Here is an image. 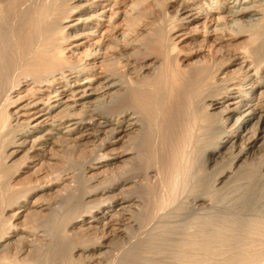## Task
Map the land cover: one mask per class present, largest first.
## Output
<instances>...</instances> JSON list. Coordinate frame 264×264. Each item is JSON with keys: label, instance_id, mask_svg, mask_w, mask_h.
I'll list each match as a JSON object with an SVG mask.
<instances>
[{"label": "bare ground", "instance_id": "obj_1", "mask_svg": "<svg viewBox=\"0 0 264 264\" xmlns=\"http://www.w3.org/2000/svg\"><path fill=\"white\" fill-rule=\"evenodd\" d=\"M81 1L0 0V166H7L19 152L18 146L29 145V152L41 153L42 160L48 157L43 161L47 166L44 177L49 176L50 182L46 185L50 186L52 182H65L76 175L69 176L73 171L60 166L56 146L62 151L77 149L81 157L89 152L86 139L93 136L91 146L97 150L110 147L108 143L123 142L125 152L120 156H126L127 149L135 147L139 155L150 160L156 148L173 140L179 129L180 145L200 156L204 149L202 136L220 124L213 143L220 148L214 149L212 155L232 141L231 146L239 148L235 165L230 169L223 165V174L216 179L209 175L192 177L196 156L194 160H185L183 149L177 146L165 175L167 185L165 181L159 183L158 200L153 199L150 205L159 210L151 213L150 221H144L148 225L156 224L151 231L148 229V239L140 241L144 243L139 242L138 247L127 251L122 263L264 264V74H261L264 72V0L257 4L260 10L255 4L244 5L259 0H235L234 8L226 4L230 0H132L125 12L127 28L124 26L120 31V24L115 23L108 30L113 37L117 36L115 45H110L116 51L105 53L101 74L92 72L89 62L91 57L103 56L100 49L75 57L74 44L68 46L74 38L97 34L98 28L74 33L69 30L78 23H67L77 8L86 7L84 10L95 12L80 15L79 22L92 26L107 12L104 6H110L111 26L113 17L118 16L120 3L129 0ZM222 8L228 9V15H221ZM258 14L262 16L255 18ZM191 20L195 23L193 32L203 36L201 49L213 50L211 58L196 62L195 68H180L179 44L185 41L182 39L188 32L184 30L189 22L192 24ZM241 36H246L248 43L237 51V44H230V38ZM230 45L235 51L229 49ZM128 49L133 51L128 54L125 52ZM142 50H155L160 55L161 63L153 67L152 73L145 74L152 63L141 61ZM238 64L239 71H226L230 65ZM117 87L126 90L119 92L115 90ZM96 93L102 96L88 105ZM24 101L27 102L18 107ZM97 150L93 153L97 154ZM253 152L257 153L252 160ZM99 156L106 155L99 153ZM129 162L130 159L125 160V164ZM136 163L144 164V160L139 158ZM243 163L245 168L238 175ZM202 168H199L200 174L204 173ZM227 171L229 176L225 178ZM3 175L0 176V206L7 200ZM147 177L156 178L149 174ZM75 179L69 182H76ZM150 179H138V182L149 183ZM241 179L244 183L239 182ZM150 187L153 188L151 184ZM20 192L15 198L16 204L28 195V190ZM129 197L132 198L120 196L113 202L108 199L88 206L82 212L89 217L83 221L88 226L82 229L98 232L113 226L111 230L115 229L116 235L126 243L133 225L130 221H140V208L135 203L140 199ZM114 203V207H119L117 212L110 208ZM168 203H176V207L172 213H163ZM186 204L192 208L183 216L181 213L190 207ZM41 207L28 211L25 218L28 219V214H33L32 219L44 216L43 210L48 207ZM24 211L16 210L13 216H23ZM170 214L189 219L183 224L180 221L183 226H178L182 229L175 228L181 230L179 238L174 237L172 221L173 227H169L172 230L166 226V220L173 217ZM7 226L0 234V246L11 233L12 226ZM159 227L166 233L160 234ZM31 244L28 242L27 246ZM11 253L4 259L2 256L4 261L0 264L26 262L20 263L23 260L18 259L19 263H15L13 257L17 259V254ZM38 263L42 262L38 260Z\"/></svg>", "mask_w": 264, "mask_h": 264}, {"label": "rangeland", "instance_id": "obj_2", "mask_svg": "<svg viewBox=\"0 0 264 264\" xmlns=\"http://www.w3.org/2000/svg\"><path fill=\"white\" fill-rule=\"evenodd\" d=\"M234 1L235 0H230V2L227 1L226 4L229 3L228 6H232L230 8H234ZM132 2V0H129L122 2L123 4L120 3L121 8L117 9L119 11L118 16L116 18L113 17L111 26H109V18L111 17V11L109 9L110 6H104L107 12L104 16H101V18L96 19L95 21L97 22H95L92 26L90 24L82 25L83 22H79L80 15L82 17L95 12L84 10L86 7L77 8L78 10H75L74 14L69 19L67 24L72 22L78 23L77 27L69 30V32L73 31L75 33L77 30H80L81 32L88 30L95 31L96 28H98L97 34L91 33L79 36L72 39L70 44H68V46L74 44V48L76 49L75 57L83 56L85 53L91 52L95 48L101 50V55H103L102 57L97 56L93 58L91 57L89 59V62L92 64L91 67H93L90 69L92 72H99V74H101L100 66L105 53H108L109 55L116 51V49L113 47L111 48L110 45H115V38L117 36L113 37V34L108 32V30H110L115 25V23L120 24L121 27L119 29L123 28L124 26L127 28V24L125 22V12L129 9V6L132 4ZM81 3L86 2L85 0H82ZM253 4H260V0L255 3L252 2L244 5L249 6ZM241 6H243V4L237 6V8H240ZM257 8L260 10V6L257 5ZM227 10V8H222V11H220L221 15H228ZM182 13L184 14L186 12ZM261 16V14H258L255 18H259ZM245 19L252 20V18L249 17H246ZM97 23H100L101 26L97 27ZM189 23L184 30V32L188 33L184 38L182 37V40L185 41L179 44L180 49L177 53L178 67L187 69L192 67L195 68L194 64L200 60H203L204 62L206 59L211 58V50H213L209 47L207 49L206 47L201 49L200 44L203 40V36L202 34H196L193 32L192 29L195 24L194 22H192L190 25ZM246 23L247 22H245V24ZM116 31L117 30H115V32ZM120 31H122V29ZM120 31L117 32V34H120ZM187 36L190 37L186 39ZM190 42H193V45H190ZM75 43L77 45H75ZM247 43L248 40L246 36H241L235 39L230 38V44H237V51ZM229 49L235 51L233 45H230ZM132 51V49L125 50V52L128 54H130ZM144 51L145 50H142L141 52L143 53H140L139 56L141 57L142 62H146L147 64L152 63V67L150 65V67H148V69L145 71V74H149L153 72L152 69L154 66L160 65V55L155 50H149L146 52ZM69 53L73 54V52ZM135 56L137 55H133L132 57ZM157 60L159 61L157 62ZM233 69L239 71V64L230 65L227 67L226 71H231ZM261 74L263 75L264 72ZM115 90L120 92L125 91L126 89L117 87ZM101 96L102 93L93 94L88 105L95 103V99ZM26 102L27 101H24L18 107L25 104ZM237 115L238 114H236L235 117ZM233 123L234 120H232L231 124ZM251 124H253V121L249 125ZM216 129H220V124H217L214 130L207 131L202 136V146L204 149L203 154L200 156H196L193 153V149L186 150L180 145L179 129L176 130L173 140L166 141L162 148H156V152L154 155H152L150 160H147L144 156L139 155L138 150L135 147H132L135 148V151H131L132 148L127 149L129 151H126L128 152L125 153L126 156H120L119 154H121V152L122 154L125 152L123 151V142L115 143L114 145L108 143L110 144V147L106 148V146H103V149H99V152L97 147L95 148L94 146H91L94 145L93 136H90L86 139L85 145H90L87 149L89 152L93 153L97 150V154H94L95 152L93 154L88 152L87 154L79 157L80 155L77 154L78 150L71 147L68 150L63 149L65 155L64 157L63 151L61 150L62 148L56 146V149L58 150V155L56 157L60 166H67L68 171H73L69 173V176L76 174L75 177L77 180H79L77 181L74 177L72 179H68V181L65 182H62L61 180L56 184H53L52 182V185L50 186L46 185L48 182H50L49 176V179L44 177L45 173L47 175V166L43 161H45V159L48 157L45 156L43 158L44 160H42L41 153L34 154V152H29V145L18 146L17 148H19V152L16 153V155L8 162L7 166H0V176L2 173L4 174L2 183L7 193L6 202L0 206V234L2 233L5 226H12L10 229L11 233L7 234L8 236H5V239L1 242L0 262H3L4 257H8V255H10L12 252V256H15L14 253L18 255H16L17 259L13 257V261L15 263H19L22 260L23 261L20 263L26 261L24 264L29 262L32 264H123L122 261H124L127 251H129L134 246L138 247V243L142 241V239L143 241L147 240L149 236L148 232H150L156 224L152 223L148 225V222L144 221H150L151 213L157 212V210H159L155 206L150 205L153 199L158 200L161 190L159 183L165 181L164 183L167 185L168 179H165V175L169 171V165L174 158L175 149L177 146H180L183 149L185 160H194V157L196 156L194 163H192L193 171L190 173L192 177L209 175L213 179H216L221 174H223V172H221L223 170V165H226V168L228 169H230V166L235 165L239 148L236 145L231 146L232 141H230V143L226 147L222 148L219 152L212 155V151L214 149L217 148L218 150L220 148V146L217 147L216 144L213 146V143L216 139ZM63 132L64 130L61 132V135L64 134ZM161 136L162 138H165L164 134H161ZM101 137H104V135ZM233 140H235V138ZM100 142L101 140H99L97 144ZM15 149L16 148H13L12 150ZM258 151L261 150L259 149L257 152ZM99 153L106 156L98 157ZM256 153H252L251 159L253 157L255 158ZM139 158L144 160V164L136 163ZM211 158H214L215 160L210 162L209 160ZM127 159H130L129 164H125V160ZM241 161H243V158L239 163H241ZM218 162H220L219 165L217 164ZM215 166L217 167L212 169ZM200 167H203V174H200ZM244 168L245 163H243V166L237 171V174H241ZM157 172L158 175H156ZM225 173H227V176L225 177L227 178L229 176V172L227 171ZM148 174L151 176L154 175L156 178L153 177L150 179L147 177ZM146 178L150 179L149 183L146 181H144V183L138 182V179L144 180ZM73 179H75L76 182L74 181L73 183H70L69 181ZM155 180H157L156 183L154 182ZM239 182L244 183V180L242 181L241 179ZM66 183L67 186L71 185L72 187H64V184ZM150 184L153 188L150 187ZM23 190H28V195L24 199L19 200L18 204H16L17 200H15V198L21 193L20 191ZM120 196H126L127 198H132L129 196H135V198L138 197L140 199V202H135L140 208L138 215L140 221H130L133 225H131L129 234L126 237V243H124L122 239L116 235L117 232L114 231L115 229L111 230L113 226H111L110 229H104V231L101 230L98 232H87L82 229L88 226L87 224H83V221L89 217L85 216L86 213H82L88 206L100 201H106L108 199H112L113 202L114 199H117ZM112 205L113 206L110 208H112V210L116 209L115 212H117L119 207H114L115 203ZM186 205L188 206L190 204ZM41 206H45L43 208L48 207L43 210V213H45L44 216L33 217L34 219H32L31 215L33 214H28V219L25 218L28 211L40 210L42 208ZM175 207L176 203L174 205L168 203L166 207L162 209V212L167 213L170 211L169 213H172V209ZM191 208L192 205H190V207L188 206V209L184 210L181 214H183V216L186 215ZM21 209H25L23 216H13L16 210ZM104 209H106V207H104ZM143 210L145 211L142 212ZM170 216H173L169 217L171 220L168 221L169 219L167 218L168 220L166 221H172L175 227H173V225L171 226L172 222L167 223L164 220L169 231L172 230L169 227H173L174 230L175 228L182 229L183 222L187 223L189 220L187 216L181 218L172 214H170ZM176 218L178 219L176 220ZM108 219L106 221H109ZM183 219H185V221ZM165 222L163 223L164 225ZM101 224H99V226L103 227ZM178 225H182L181 228ZM166 226H164L165 229L167 228ZM164 228L159 227L161 231L162 229L164 231ZM148 229H150V231H148ZM159 229L156 230V233H166V230L161 232ZM174 230H172L174 232L173 234H175L174 237L179 238L178 234L181 230ZM135 232L140 234L137 236L138 233L136 234ZM28 242L32 244L27 246ZM125 245L126 247H124ZM26 249L28 250L25 251ZM169 250L168 252L170 254ZM1 257L3 259H1ZM17 260L19 262H17ZM38 260H40L42 263H38Z\"/></svg>", "mask_w": 264, "mask_h": 264}]
</instances>
